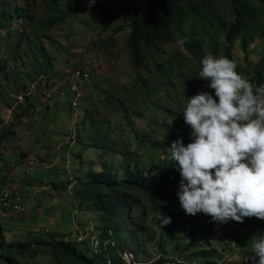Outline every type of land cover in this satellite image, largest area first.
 Wrapping results in <instances>:
<instances>
[{"label": "rangeland", "instance_id": "obj_1", "mask_svg": "<svg viewBox=\"0 0 264 264\" xmlns=\"http://www.w3.org/2000/svg\"><path fill=\"white\" fill-rule=\"evenodd\" d=\"M140 1L84 0L82 6L89 7L81 12L77 11V2L72 1L73 14L68 23L52 30V36L57 41L53 40L55 47L51 46L47 38L43 39L45 47L53 53L60 46L64 49L59 52L55 66L70 68L74 64H83L98 66L101 71L96 72L100 76L96 103L81 105L79 117L66 106V98H54L53 107H46L45 110L40 107L46 105V102L25 99L27 94L33 93L31 85L37 78L36 64L43 67L46 63L35 55L21 58L11 50L4 55L5 45L2 43L0 55L9 64L6 72L0 75V133H7L4 143L0 145V178L5 177L10 182L18 180L13 182L15 184H0V189L12 192L19 187L30 211L0 222L10 227L6 229L8 234L22 229L30 230L32 219L35 229L47 226L46 228L60 234L73 233L75 229L78 239L83 238L86 233L91 238L92 246L101 251L102 231L97 227L100 224L98 212L90 210L80 200L73 198L72 192L76 191L75 175L86 178V174L94 168L100 172L103 168V151L109 158H118L120 164L124 165L128 156L123 152L129 151L135 152L132 158L135 162L145 157L148 152L146 167L153 162L164 164V159L170 160V155H163L146 147L144 142L134 139L132 132L138 130L141 137L145 138L158 130L155 121L163 120L166 115L179 114L193 120L190 130L193 131L194 141L188 148L186 161L182 165L174 190L177 203L180 204L177 212L184 216L186 224L183 229L182 226L170 228L172 224H167L161 231L152 216L142 223L140 215L149 205L143 199L142 207H135L134 218L130 219L133 226H140L142 229L133 238L130 234L135 232L134 229L130 228L128 234V240L133 239L128 246V254H132V250H139L143 256L138 262L127 259V263L151 264L159 255L165 258L181 255L189 261L206 264L197 254L206 247L203 239L208 228L216 225L219 219V215L215 214L222 206L235 207L236 210L247 208L249 203H244L245 198L249 196L250 202L256 201L255 197H258L264 182V147L253 140L256 134L264 137L259 134L261 125L264 124V95L253 94L252 82H255L256 75L251 68V64L256 65L264 60V46L258 41L252 45L251 53L248 54L242 50L239 42L236 44L235 54L241 67L244 86L248 91V98L255 102L238 119L231 123H213L214 128L204 134L199 129L201 126L194 123V117L186 105L190 103V97L201 99L203 105L196 112L197 117L202 118L207 115L206 111L212 106L211 103L223 96L217 78L212 76L215 69L202 64V59H193L181 42L163 45V53H156L144 68L136 71L126 49L129 30L125 26L129 23V16L143 11ZM24 2L25 0H13V4L22 5ZM45 10L49 11L48 8ZM222 14L226 16L225 11ZM119 25L124 26V30L115 32ZM207 50L205 48L204 52ZM164 62H169V65L175 63L166 78L159 68H155ZM163 82L167 85L163 86ZM159 88L162 89L157 91ZM57 103L60 104L59 107ZM153 104L155 108L148 113L146 110L149 106L153 107ZM121 106L127 109H122ZM137 112H144L145 116H139ZM260 117L263 119L259 124ZM171 118H166V121L171 126L168 135L171 136V144L174 146V136L181 131L172 123ZM94 120L96 123H92ZM190 121L188 124H191ZM248 122L250 123L247 124ZM244 123V132L247 135L242 132L240 136V127ZM69 130H79L80 134L75 139L79 145L71 148L68 159L65 137ZM9 131H14V135H9ZM87 131L93 132V136L90 137ZM197 134L200 135L196 137ZM129 142L135 144L131 145ZM101 146L108 148H100ZM214 146L221 147L224 151L213 154ZM243 147L247 155L239 161L236 156L244 150ZM58 154L60 156L56 158ZM223 154L227 157L226 160ZM29 165L33 166L32 170H29ZM10 168L17 175L15 177L12 174L15 179L8 172ZM113 170L118 172L119 167L113 166ZM120 174L122 176L123 170H120ZM26 181L35 187L24 185ZM44 183L50 186L52 192L42 191L41 184ZM233 185L234 189L238 186L234 193ZM49 194L54 195V202L44 198H51ZM253 196L255 197L251 198ZM42 198L43 202H39ZM38 203H42L43 213L38 209ZM51 203L55 204L53 209ZM52 213L54 214L51 215ZM32 215L38 217L34 219ZM248 222L251 225V230L248 231L249 244L241 246L228 242L227 245V250L234 253L231 254L234 259L242 253H248L240 261H235L232 257L233 261L226 264H264V216L251 217ZM88 226L94 230H89ZM178 229L182 231L179 232ZM169 232H175L180 239L177 236V240L172 243ZM173 246H178V252H173ZM186 246L193 247L195 256L192 252L188 255L181 253ZM198 255L201 256L202 253Z\"/></svg>", "mask_w": 264, "mask_h": 264}, {"label": "trees", "instance_id": "obj_2", "mask_svg": "<svg viewBox=\"0 0 264 264\" xmlns=\"http://www.w3.org/2000/svg\"><path fill=\"white\" fill-rule=\"evenodd\" d=\"M71 1L28 0L23 6H17L8 0H0V49L4 43V55L11 50L21 58L40 56L48 63L46 67L48 70L49 63L53 62L54 57L49 55L43 39L47 38L51 46L56 45L48 34L68 23L73 14ZM81 2L82 0H78V8L81 7ZM140 2L143 4V11L129 16V23L125 26L130 30L126 39V49L136 71L144 68L156 53H163V45L166 44L182 42L193 59H203L204 62L208 61L210 53L215 56L224 54V70L214 76L223 90V96L216 99L213 107L207 111L212 119H222L221 122L230 123L251 108L252 104L247 100L248 93L244 89L240 69L235 61L234 49L237 41H240L242 48L247 51L258 38L264 39V0H141ZM46 8L49 11H46ZM77 11L81 12L79 9ZM222 11L226 12V16H223ZM19 18L24 19L21 31L15 25V21ZM125 27L119 25L115 32L122 31ZM205 48L208 50L204 52ZM7 64L9 62L0 55V75L6 72ZM174 64V62L172 65L164 62L155 68H159L166 78ZM36 68L41 69V65L36 64ZM80 68L82 67L79 65L74 67V69ZM251 68L258 77V91L264 93V65L251 64ZM162 84L167 85L165 82ZM185 88L188 90V86ZM160 89L162 88L157 91ZM189 99L191 103L196 101L194 97ZM90 100H93L92 96ZM152 106L146 110L148 113L155 108L154 104ZM121 108L127 109L125 106ZM126 111L129 113L128 110ZM137 114L145 116L144 112ZM168 117H172V123H175L181 131L179 135L174 136L176 140L174 146L171 144V136L168 135L171 128L170 123L166 121ZM196 117L194 115V121ZM189 121L179 114L166 115L163 120L154 122L158 128L154 134L142 138L138 130L132 132V135H135L134 139L144 142L146 147L163 155L169 154L170 160L165 158L164 164L158 165L153 162L146 167L148 152L145 154L146 158L142 157L135 162L132 159L135 152L129 151L123 152L128 156L124 165L120 164L118 158H109L103 151L104 161L103 168L100 165L102 168L100 172L94 168L86 174V178L77 176L74 193L76 198L82 205H87L90 210L98 212L100 222L98 228L102 231L101 251L93 248L90 238L78 239L75 229L73 233L60 234L38 227V229L33 228L34 230H17L8 234L6 229L10 227L0 222V264H134L143 256L141 251L132 250L134 262L131 263H127L124 255L133 240H128L129 229L135 230L130 234L132 238L142 229L140 226H133L130 219L134 218V208L142 207L143 199L149 205L140 215L142 223L152 216L161 231L167 224H172L170 228L182 226L183 229L186 223L183 220L184 216L177 212L180 204L177 203L174 190L182 165L185 164L188 148L194 141L193 131L190 130L193 120L190 121L191 124H188ZM92 123H96V120ZM207 124L208 121L202 118L201 131L204 134L214 128L208 127ZM14 133L9 131V135ZM86 133L93 136L91 131ZM199 135L197 134L196 137ZM6 137L7 133L4 131L0 133V145L4 143ZM100 148H108V146ZM244 156L245 149L238 152L236 159L240 160ZM113 166L119 167L118 172L113 170ZM120 170H123L122 176ZM6 182L9 180L5 177L0 178V184ZM19 193L23 197L22 193ZM213 233L214 231L209 227L205 236ZM169 234L172 243L177 240V236L178 240L180 239L175 232ZM172 249L173 252L179 250L178 246H173ZM192 249L193 247L186 246L181 253L188 255L192 252L195 256ZM198 254L197 256L206 264L215 262L208 260L211 254L204 252L201 256ZM176 256L170 255L165 258L160 255L151 264L166 262L178 264L175 261Z\"/></svg>", "mask_w": 264, "mask_h": 264}, {"label": "clouds", "instance_id": "obj_3", "mask_svg": "<svg viewBox=\"0 0 264 264\" xmlns=\"http://www.w3.org/2000/svg\"><path fill=\"white\" fill-rule=\"evenodd\" d=\"M8 1L13 4V0H8ZM26 1H28V0H25L24 4L26 3ZM72 1L78 2V0H72ZM83 2H84V0H82V2L80 4L81 7L78 8V6H77V9H79L81 11H86V10H88L89 6H82ZM24 4H22V5L14 4V5L23 6ZM35 10H38V8H35ZM23 22H24L23 18H19L18 20L15 21V25H16V27H18L19 31L22 30ZM129 32H130V30H129ZM50 36H51V38L53 40H55L53 38V36H52V31L50 32ZM19 38H20V36H19ZM258 41L260 42V45L264 46V39H262V38H258L253 44H255ZM238 42L241 44L240 41H237L236 44ZM236 44H235V47H236ZM252 45L248 48L247 51L244 50L243 48H242V50L245 53L249 54V53H251ZM53 47H55V46H53ZM56 47H58V43H57ZM241 47H242V44H241ZM46 49L48 50L49 55L51 57H54V60H53L52 63H49V69L48 70H46V67H48V63H46V61H44V63H46V64L43 67H41V69L37 70L38 71L37 72V78L34 80V82L31 85V87L33 88V93L27 94L25 96V99L32 98V99H36V101H38V102L39 101L46 102V105L40 107V109L45 110L46 107H48V108H52L53 107V103L52 102H53L54 98L63 97V98H66L68 100V101L66 100V102H65L66 106L74 111V115L75 116L79 117L78 113H80V111H81V105L87 104L89 106V105H94L96 103V99L98 98V95H99L98 85H99V80H100V76H99L98 73L96 74V72H100L101 73V71L98 70V66H96V67H94V66H86V65H83V64H74L70 68H61V67L55 66L54 62H55L59 52L63 51L64 49L60 46V47H58V50L57 49L55 50V51H57L56 53H53L52 50L49 49L48 47H46ZM234 54H235V49H234ZM210 56L212 58H210ZM223 57H224V54H219L218 56H215L213 53H210L208 55V61L204 62V60L202 59V64H204V65H206L208 67H213L215 69V73L212 76H216V75H219L224 70L225 62H224ZM38 58L41 59L40 56H38ZM235 61H236L237 65H238V68L240 69V77L242 78V76H241V67H240V64L238 62L236 54H235ZM214 64H216V66H214ZM77 65L81 66L82 68L74 69V67L77 66ZM256 65H264V60L262 62H260L259 64H256ZM103 70H105V68ZM254 74H255V72H254ZM257 79H258V77L255 78V82H252V84H253V86H252L253 94H254L255 91H258V89H257ZM44 80H46V84H45L46 87H43V85H42ZM60 81H66V85L63 84V83L58 85L57 82H60ZM242 81H243V78H242ZM73 85L78 87V92L80 93V96L77 97L75 92L72 90V86ZM243 85H244V81H243ZM244 89H245V86H244ZM245 91L248 93V91L246 89H245ZM258 95H264V93L261 92V91H258L257 94H254V96H258ZM91 96L93 98L92 101L90 100ZM216 99H218V98H216ZM216 99H215V101H216ZM188 100H190V99H188ZM247 100L249 101L250 104H253L255 102L253 99H249L248 95H247ZM74 102L76 103L75 105L73 104ZM189 102L190 103L186 105L188 110L191 111L193 117H194V115L197 116L198 113L196 112V110H197L198 107L203 105V101L201 99H196V101L194 103H191V101H189ZM211 104H212V106H209L208 110L213 107L215 102L211 103ZM59 105L60 104L57 103V107H59ZM206 113H207V115H205L202 118H204V119H206L208 121V123H209L208 127L209 126H213V123L219 124L222 121V119L214 120V119H212L211 114L208 111H206ZM202 118L196 117V121H194V123L199 124L202 127ZM234 120H232V121H234ZM201 127L199 129H201ZM243 133H245L247 135L246 132H243ZM78 134H80L79 130H76V131L69 130L68 131V135H66V137H65V144L67 145L66 151L68 153L67 154V156H68L67 158L68 159L71 156L70 155L71 148H74V146H75V148H77V146L79 145L75 141L76 136ZM253 139L256 142H258L259 144L264 145V138L263 137L255 135V136H253ZM79 143L81 144V142H79ZM69 151H70V153H69ZM27 156L25 158H27ZM32 169H33V166L29 165V170H32ZM75 177L77 178V175H75ZM76 178H75V183H74L75 186L77 184ZM3 191H5V190H3ZM14 191L20 192L19 187H16ZM72 193H73L72 194L73 198H75L78 201V199L76 198V196L74 194L75 191L72 192ZM263 201H264V195L261 196L259 198V200H258V198H256V201H254L253 203L250 202L249 204H247V208H243V209L240 208V209H237V210L236 209L230 210L229 214L227 216H225L226 218L224 220L228 219L232 215V213L235 212V211L248 210L253 205L259 204V203H261ZM23 202H24V198H23ZM75 203H76V201H75ZM24 204L26 206V210H25V212H26L28 210L27 209V204L26 203H24ZM25 212H23L21 214H24ZM15 215H20V214H11V215H9L7 217H1L0 220H5V219L10 218L11 216L14 217ZM218 215H220V213L217 214V216ZM259 216H264V212H261V213H250V216L246 220H248L251 217H259ZM98 223L99 222H97V224ZM240 224L238 226H240ZM85 228H87V226H85ZM88 229L90 230V229H93V228L91 226H88ZM45 230L50 232V228L49 229H45ZM217 231H218V229L215 230L213 235L205 236L203 240H204V244L206 245V247L213 246L214 249H215V252L222 259V255L216 249V247L219 244V240L218 239L211 240V238L216 235ZM83 235L84 236H83V238H81V240H84L86 238H90V237L86 236L87 235L86 233H84ZM262 243L264 244L263 241H262ZM227 245H228V243H226V251L229 253L230 251L227 250V248H228ZM128 252H129V248H128ZM128 252L124 255V258L126 259V261H127V259H129V260L134 259L133 252H132V254H128ZM200 252L202 253V252H205V251H203V249H202ZM159 257H160V255H159ZM175 261L178 264L195 262V261H191V260L189 261L184 256H179V257L177 256L175 258ZM179 261H182L183 263H179ZM219 262L220 261H215L214 263H219ZM214 263H212V264H214Z\"/></svg>", "mask_w": 264, "mask_h": 264}, {"label": "crops", "instance_id": "obj_4", "mask_svg": "<svg viewBox=\"0 0 264 264\" xmlns=\"http://www.w3.org/2000/svg\"><path fill=\"white\" fill-rule=\"evenodd\" d=\"M262 119H263V117H260L259 119H258V122H259V124H260V122L262 121ZM250 122H248L247 124H249ZM244 126H246L245 125V123H244V125L243 126H241L240 127V133H239V135L241 136V134H242V132H244ZM259 134H263L264 135V124H262L261 125V128H260V133ZM256 135H258V134H256ZM248 136H250V135H248ZM255 136V135H254ZM258 136H260V135H258ZM260 137H263V136H260ZM264 138V137H263ZM254 140V139H253ZM252 141V140H251ZM254 142L256 143V144H258L259 146H261V147H264V145H261V144H259L258 142H256L255 140H254ZM213 143V142H212ZM228 143V142H227ZM229 145V144H228ZM243 149H245L244 147H243ZM246 150V149H245ZM224 151V149H221V147H217V146H214V147H212V152H213V154L214 153H221V152H223ZM226 152L227 151H225L224 152V154H226ZM263 153H264V150H263ZM222 155L223 156V158H225L224 160H226L227 159V157L225 156V155ZM247 155V152L245 151V156ZM60 155L58 154L57 156H56V158L57 157H59ZM222 158V157H221ZM242 159H244V157H241V159L240 160H242ZM239 160V161H240ZM6 164V163H5ZM8 165V164H7ZM8 172H10V176L11 177H13L14 179H15V177L17 176L15 173H12V169L10 168L9 170H8ZM15 176H13V175ZM1 177H2V175H1ZM15 180H18V179H15ZM15 180H11V181H15ZM24 181V180H23ZM10 182V181H9ZM13 182H10L11 184H15V183H13ZM10 184V185H11ZM24 185H26V186H33L34 184H32L31 182H29V181H26V183H24ZM21 187V186H20ZM41 189H42V191H51L52 192V189L50 188V186H47V183H44V184H41ZM57 190H61V189H59V188H56ZM66 189V188H65ZM233 189H234V185H233ZM237 189H238V186L232 191V193H234L235 191H237ZM3 190H5V189H0V193L3 191ZM68 190V189H67ZM54 192H56V191H54ZM59 192V191H58ZM36 193H37V191H36ZM50 196H51V198H48L47 196H45L44 198L45 199H49L50 201H52V202H54V195L53 194H49ZM264 195V182H263V184H262V186H261V188H260V191H259V194L257 195L258 197H255V196H253V197H251V198H260L261 196H263ZM250 197L249 196H247L246 198H245V201H244V203H250V201H251V199H249ZM43 198L42 199H40L39 200V202H43ZM52 204V207H51V209H53V207L55 206V204L54 203H51ZM37 206L39 207L38 209H41L42 210V213L44 212V210H43V206H42V203H38L37 204ZM233 209H235V207H231V208H227V207H224V206H222L221 207V209H219V211H218V213L220 212V215H219V219H218V221H217V223H216V225H212V226H210V228L215 232V230L216 229H218L222 224H223V222H224V219H225V216H227L228 214H229V212H230V210H233ZM28 211H30L29 209H28ZM53 212L55 213V211L53 210ZM54 213H52L51 215H53ZM217 213V214H218ZM38 214V213H37ZM16 216H18V215H15L14 216V218H16ZM38 217V215H36V216H33L32 215V218H37ZM40 218H42V217H40ZM250 219V218H249ZM249 219L248 220H245V221H243L242 223H241V225L240 226H238V229L231 235V237H230V239H229V241L228 242H233V243H235L236 245H241V246H246L247 244H249L248 243V231L249 230H251V225H250V223L248 222L249 221ZM34 221H33V219H32V221H31V223H30V226H31V228H30V230L31 229H33V228H35L34 227V224L35 223H33ZM33 223V225H31ZM243 226V227H242ZM47 227V226H46ZM46 227H44L45 229H48V228H46ZM240 227H242V228H240ZM74 228H75V223H74ZM22 230H25V229H22ZM34 230V229H33ZM51 232H52V230H50ZM62 234H64V233H62ZM227 242V243H228ZM261 242V241H260ZM257 243V242H256ZM214 247L213 246H211V247H206V248H204L203 249V251H205L204 252V254L206 253V254H211L210 255V257H209V261L210 262H213V261H220L222 264H226L227 262H230V261H233V259H234V255H231V254H234V253H232L231 251L229 252V254L231 255V258L233 257V259H229V260H227V261H224V260H222L221 259V257L215 252V249H213ZM212 253H214V254H212ZM248 253V252H247ZM247 253H242V254H240L239 256H237L234 260L235 261H240L241 260V257H244Z\"/></svg>", "mask_w": 264, "mask_h": 264}, {"label": "built area", "instance_id": "obj_5", "mask_svg": "<svg viewBox=\"0 0 264 264\" xmlns=\"http://www.w3.org/2000/svg\"><path fill=\"white\" fill-rule=\"evenodd\" d=\"M61 83L66 85V81H60L57 82L58 85ZM46 84V80L43 81L42 85L43 87ZM72 90L75 92L76 96H80V93L78 92V87L73 85ZM76 104L75 102L73 103ZM26 206L23 202V197L21 194L17 191L9 192L8 190L3 191L0 194V218L1 217H7L11 214H21L25 212ZM264 212V201L253 205L248 210H238L232 213V215L224 220L223 224L218 228V231L215 236L211 238V240L218 239L219 244L216 247L217 251L222 255V260L227 261L231 258V255L226 251V243L230 239L231 235L237 230L238 225L246 220L250 213H261ZM179 263H183L182 261H179ZM184 264H196L195 262L191 263H184ZM214 264H222L214 263Z\"/></svg>", "mask_w": 264, "mask_h": 264}]
</instances>
